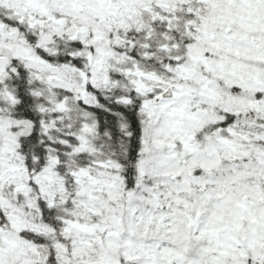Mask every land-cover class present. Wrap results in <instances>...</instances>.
<instances>
[{
  "label": "snow or ice",
  "instance_id": "1",
  "mask_svg": "<svg viewBox=\"0 0 264 264\" xmlns=\"http://www.w3.org/2000/svg\"><path fill=\"white\" fill-rule=\"evenodd\" d=\"M0 264H264V0H0Z\"/></svg>",
  "mask_w": 264,
  "mask_h": 264
}]
</instances>
